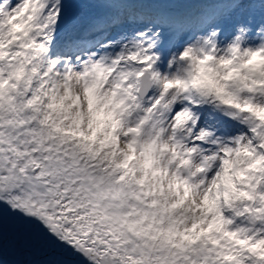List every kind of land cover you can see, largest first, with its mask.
Returning <instances> with one entry per match:
<instances>
[{
    "label": "snow or ice",
    "instance_id": "snow-or-ice-1",
    "mask_svg": "<svg viewBox=\"0 0 264 264\" xmlns=\"http://www.w3.org/2000/svg\"><path fill=\"white\" fill-rule=\"evenodd\" d=\"M0 264H264V0H0Z\"/></svg>",
    "mask_w": 264,
    "mask_h": 264
}]
</instances>
